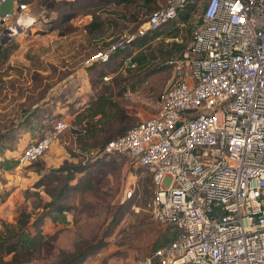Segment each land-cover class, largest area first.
Listing matches in <instances>:
<instances>
[{
  "label": "rangeland",
  "instance_id": "obj_1",
  "mask_svg": "<svg viewBox=\"0 0 264 264\" xmlns=\"http://www.w3.org/2000/svg\"><path fill=\"white\" fill-rule=\"evenodd\" d=\"M163 3L32 0L30 16L17 23L22 29L32 19L33 24L12 27L18 33L6 41V57L0 60V140L6 148L0 160L17 161L53 121L70 124L41 160L0 168V228L2 221L13 223L20 210H27L31 229L39 218L44 233L56 234L44 256L26 264H60L84 250L89 253L80 264H132L175 239L174 228L157 224L149 213L154 193L149 172L125 155L102 153L108 138L158 111L172 77L168 47L151 41L140 48L149 57L142 65L130 63L139 50L127 47L105 64L86 63L120 35L134 32ZM204 3L197 6L195 21ZM99 94L115 102L116 112L97 138H90L74 118ZM132 182L131 198L121 201ZM59 205L63 212L57 211Z\"/></svg>",
  "mask_w": 264,
  "mask_h": 264
},
{
  "label": "built area",
  "instance_id": "obj_2",
  "mask_svg": "<svg viewBox=\"0 0 264 264\" xmlns=\"http://www.w3.org/2000/svg\"><path fill=\"white\" fill-rule=\"evenodd\" d=\"M205 2L183 53L166 61L172 77L158 111L102 149L149 172V213L176 232L174 240L132 264H264V0ZM188 3L164 0L134 32L86 63L107 62L113 52L177 18ZM28 16L29 5L15 0L10 12L0 14V39L15 36L10 27ZM69 125L57 120L24 147L19 162L46 154ZM131 185L121 201L131 198Z\"/></svg>",
  "mask_w": 264,
  "mask_h": 264
},
{
  "label": "trees",
  "instance_id": "obj_3",
  "mask_svg": "<svg viewBox=\"0 0 264 264\" xmlns=\"http://www.w3.org/2000/svg\"><path fill=\"white\" fill-rule=\"evenodd\" d=\"M21 1L26 4L32 2V0H21ZM103 1L107 3L116 2V0H103ZM200 1L202 2L205 0H189L187 7L178 14L177 18L164 24L157 31L148 32L143 36H139L135 40L128 43L125 47L113 52L110 55L107 62H109L114 55H116L119 51L125 49L126 47L129 49L137 48L139 50L140 48L149 44L151 41L154 42L156 41L158 44L168 47L166 52L167 55L166 58L168 57L169 58L167 60L174 57H179L183 53L186 47V41L190 37L192 29L196 25L201 24V16L205 9L206 2L204 3V5H202V10H201V14L199 15V18L196 21L194 18L196 14L197 6L200 4ZM72 17L73 15L70 14L64 16L63 19L64 21H68ZM181 23H183L184 26H180ZM175 36H180L183 39V41L181 43H177L174 41L165 43L163 42L162 39L157 40V38L175 37ZM5 47L6 44L0 43V60L6 57L4 51ZM148 59L149 57H147L144 52L142 53L139 50L131 57L130 63L131 64L136 63L137 65H142ZM107 62L100 64H105ZM93 63H97V62H93ZM115 107L116 104L114 101L111 100L110 97L104 94H99L96 96L94 100H92V102L87 104L85 108H83L81 111H78L75 114L74 123L80 125L81 130L82 128L85 129V134H84L85 136H89L90 138H95V137L97 138L99 133L105 129L107 123H109L112 120L113 114L116 112ZM56 121L57 120L52 122L51 127ZM50 128L44 131L41 136H43ZM81 130H78L79 133L82 132ZM126 131H123L120 135H123ZM81 135L78 136V138H81L82 137ZM110 140L112 139L108 138L105 141V144H107ZM105 144L103 145V147L105 146ZM4 145L5 143H3L0 140V155L5 154L6 148L4 147ZM44 156L45 154L33 162H37L41 160ZM17 161L16 159H12V158L8 159L3 157L0 160V168H3L4 170L14 168L17 165ZM39 171H41V169H39ZM72 179L73 176L72 174H70L68 180L71 181ZM69 184L70 183L67 181L64 188ZM62 192L63 190H61L60 193ZM64 210L65 209L63 208L62 205H59L57 207L58 212H63ZM30 218H31V214L29 211L20 210L18 216L15 218L13 223L7 221L1 222L0 264H26L28 262H31L33 259L41 258L44 256L46 248L56 238V234H52V235L46 234L41 230V228H39V226H37L36 221L39 218H37V220L33 222L34 229H31ZM88 253H89L88 250H84L80 255H76L74 257L72 256L71 258L64 257L62 258L63 261L60 264H80L83 262L84 258L87 256Z\"/></svg>",
  "mask_w": 264,
  "mask_h": 264
},
{
  "label": "water",
  "instance_id": "obj_4",
  "mask_svg": "<svg viewBox=\"0 0 264 264\" xmlns=\"http://www.w3.org/2000/svg\"><path fill=\"white\" fill-rule=\"evenodd\" d=\"M14 1L15 0H4L1 5H0V14L5 15L8 12H10L13 8L14 5ZM8 32V29L3 30V35H5V33ZM10 40L9 37H4L2 39H0V43L1 44H5L6 41Z\"/></svg>",
  "mask_w": 264,
  "mask_h": 264
},
{
  "label": "bare ground",
  "instance_id": "obj_5",
  "mask_svg": "<svg viewBox=\"0 0 264 264\" xmlns=\"http://www.w3.org/2000/svg\"><path fill=\"white\" fill-rule=\"evenodd\" d=\"M18 21H19V20H18ZM18 21H17V22H18ZM17 22H16V23H17ZM17 25L19 26L20 23H19V24L17 23ZM12 27H16V26L14 25V26H11V27H10V30H11V31H9L10 34H13V33L15 32V30H14ZM19 29H22L21 25L19 26Z\"/></svg>",
  "mask_w": 264,
  "mask_h": 264
},
{
  "label": "crops",
  "instance_id": "obj_6",
  "mask_svg": "<svg viewBox=\"0 0 264 264\" xmlns=\"http://www.w3.org/2000/svg\"><path fill=\"white\" fill-rule=\"evenodd\" d=\"M29 4H30V3H29ZM23 25L25 26V24H23ZM23 25H22V26H23Z\"/></svg>",
  "mask_w": 264,
  "mask_h": 264
}]
</instances>
